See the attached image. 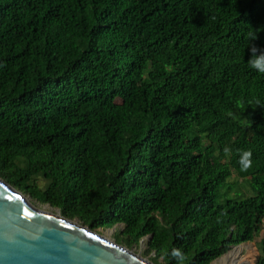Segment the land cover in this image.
I'll return each mask as SVG.
<instances>
[{"label":"trees","instance_id":"obj_1","mask_svg":"<svg viewBox=\"0 0 264 264\" xmlns=\"http://www.w3.org/2000/svg\"><path fill=\"white\" fill-rule=\"evenodd\" d=\"M252 43L264 0H0V179L90 229L122 224L125 247L147 236L154 264L174 247L209 264L264 220Z\"/></svg>","mask_w":264,"mask_h":264},{"label":"water","instance_id":"obj_2","mask_svg":"<svg viewBox=\"0 0 264 264\" xmlns=\"http://www.w3.org/2000/svg\"><path fill=\"white\" fill-rule=\"evenodd\" d=\"M27 197L0 179V264H154Z\"/></svg>","mask_w":264,"mask_h":264},{"label":"rangeland","instance_id":"obj_3","mask_svg":"<svg viewBox=\"0 0 264 264\" xmlns=\"http://www.w3.org/2000/svg\"><path fill=\"white\" fill-rule=\"evenodd\" d=\"M228 181L235 182L238 186V189H240L241 192H244L243 193L244 195L248 194V192L250 191L246 189L247 183L244 179L230 176L229 178H227L226 182ZM42 182H43L42 180H39L38 184L41 186ZM223 187L224 186L221 187V191H223L224 189ZM22 194L23 196L27 197L26 194L24 193ZM27 200L31 204L35 205L36 207L44 211L54 213V208L50 207L48 204L39 203L38 201H36L35 199L31 197H27ZM73 220H76V219H73ZM121 228H122V224H115L110 228H98V229H95L94 231L108 239L115 241L114 233L119 231ZM263 233H264V220L261 223V228H260L259 233L251 241H247V242L239 243L237 245L230 246L223 254L213 259L212 261H210L209 264H253V261L258 253L257 241L262 236ZM146 240H147V236L142 237L136 245L133 244L128 248H130L132 252L149 260L148 256H145L143 253L145 249ZM118 244H121V243H118Z\"/></svg>","mask_w":264,"mask_h":264},{"label":"clouds","instance_id":"obj_4","mask_svg":"<svg viewBox=\"0 0 264 264\" xmlns=\"http://www.w3.org/2000/svg\"><path fill=\"white\" fill-rule=\"evenodd\" d=\"M249 39L254 42L257 39V34L249 33ZM248 51L249 56L252 57L249 60V66L257 72L264 74V50L257 47L255 43H252ZM230 151L231 149L224 148L225 154H229ZM239 164L241 171L244 172H247L253 166L252 152L250 150H245L240 153ZM165 255L170 256L177 264H185L186 256L178 248H172L169 252H165Z\"/></svg>","mask_w":264,"mask_h":264}]
</instances>
